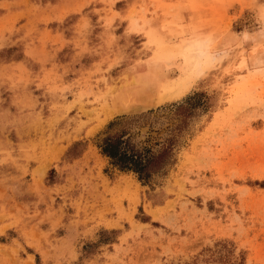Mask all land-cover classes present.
<instances>
[{"label":"rangeland","instance_id":"1","mask_svg":"<svg viewBox=\"0 0 264 264\" xmlns=\"http://www.w3.org/2000/svg\"><path fill=\"white\" fill-rule=\"evenodd\" d=\"M147 110L142 184L97 142ZM224 261L264 264V0H0V264Z\"/></svg>","mask_w":264,"mask_h":264},{"label":"trees","instance_id":"2","mask_svg":"<svg viewBox=\"0 0 264 264\" xmlns=\"http://www.w3.org/2000/svg\"><path fill=\"white\" fill-rule=\"evenodd\" d=\"M181 104L176 105L175 114L181 116L182 122L190 114ZM156 110H147L133 115H120L113 119L106 132L98 139L100 153L107 157L109 163L120 170L135 173L142 183H148L154 174L163 170L170 163L175 134L151 138L150 130L154 122L150 117Z\"/></svg>","mask_w":264,"mask_h":264},{"label":"snow or ice","instance_id":"3","mask_svg":"<svg viewBox=\"0 0 264 264\" xmlns=\"http://www.w3.org/2000/svg\"><path fill=\"white\" fill-rule=\"evenodd\" d=\"M222 264H230V262L229 261H224V262H222Z\"/></svg>","mask_w":264,"mask_h":264}]
</instances>
